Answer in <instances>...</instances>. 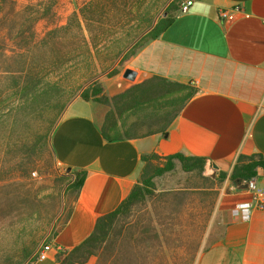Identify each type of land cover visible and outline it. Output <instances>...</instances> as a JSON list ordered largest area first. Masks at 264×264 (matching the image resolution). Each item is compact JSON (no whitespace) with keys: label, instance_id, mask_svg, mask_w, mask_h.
I'll return each instance as SVG.
<instances>
[{"label":"crops","instance_id":"obj_1","mask_svg":"<svg viewBox=\"0 0 264 264\" xmlns=\"http://www.w3.org/2000/svg\"><path fill=\"white\" fill-rule=\"evenodd\" d=\"M127 66L137 80L156 76L189 84L195 94L165 133L112 142L100 133L104 106L77 97L65 107L50 148L57 165L85 176L67 222L47 242V258L33 264H55L59 250L86 239L138 183L142 156L177 153L205 159L213 174L226 173L194 264H264V208L248 220L234 216V206L252 195L243 182L229 181L240 155L264 159V0H196ZM254 179L264 191L262 169Z\"/></svg>","mask_w":264,"mask_h":264},{"label":"rangeland","instance_id":"obj_2","mask_svg":"<svg viewBox=\"0 0 264 264\" xmlns=\"http://www.w3.org/2000/svg\"><path fill=\"white\" fill-rule=\"evenodd\" d=\"M171 1L0 0V47L6 45L12 49L5 50L6 56L0 59H27L26 69L29 67V79L27 83L21 81L16 94L0 81V109L7 113L4 120L8 119V131L13 133L10 137L15 139L16 133L25 130L13 121L23 116L28 118L26 112L30 104L26 102L32 97L29 91L36 90L31 86L34 75L41 82L37 89L54 83L59 88L48 92L44 109L30 115L27 129L31 132L37 131L39 125L47 126L50 120L57 122L66 105L87 87L100 84L102 95L112 97L143 81H127L122 73L129 68L127 64L133 57L130 52L134 45L142 43ZM47 8L50 15L47 13L42 18V11ZM33 19H36V45L24 51L15 49L10 35L30 27ZM62 90L67 94H62ZM4 153L5 150L0 151V215L4 216L0 218V264H6L7 257L11 264H16L24 247L32 248L33 255L60 227L74 200L68 188L74 177L47 152L22 159H14L12 153L5 157ZM164 163L162 158L155 164L163 166ZM173 163L172 171L154 179L155 193L189 189L191 210H196L195 221L200 228L197 232L192 228L177 234L174 254L180 257L199 249L197 243L200 246L202 237L199 241L198 236L205 231L217 190L225 179L219 182L218 173L213 174V170L208 169L204 174L210 179L202 181L195 172L184 173L177 161ZM193 189L199 192H192ZM150 206L149 201L136 205L120 224H131L136 218H143ZM95 261L91 258L89 263L95 264Z\"/></svg>","mask_w":264,"mask_h":264},{"label":"trees","instance_id":"obj_3","mask_svg":"<svg viewBox=\"0 0 264 264\" xmlns=\"http://www.w3.org/2000/svg\"><path fill=\"white\" fill-rule=\"evenodd\" d=\"M180 1L172 0L166 6L164 16L145 35L142 43L134 45L130 52L131 56L143 44L156 39L171 24L175 13L178 11ZM43 11L42 18H45L47 13L50 15L48 8ZM35 23L36 19H33L30 27L19 29L14 36L10 35L9 40L15 45V49L24 51L36 45ZM2 46L3 48L0 47V57L6 56L4 55L5 50L12 51L9 46ZM26 60L0 59V81L8 84L9 87L6 86V88L12 89L15 94L19 90L18 86L21 85V81L27 83L29 79V67L26 69L28 65ZM33 77H31L33 84L31 86L36 90L28 93L32 94V97L28 98L29 100L27 99L26 102L27 105L30 104L26 112L28 118L23 116L21 119L15 118L13 121V124H19L20 128H25V130L16 133L15 139L10 137L13 133L10 134V129L8 131V124H6L8 119L4 120L7 113H3L0 109V151L5 150V157L12 153L14 159H22L28 155L31 158L33 155L47 152L54 159L49 140L57 122L50 120L45 127L43 124L39 125L35 132L29 131L27 125L30 115L46 106L48 92L54 91L59 86L54 83L47 88L40 87L37 89L36 86L41 82L36 75ZM65 93L66 91L62 92V94ZM194 94L195 90L189 84L170 82L164 78L153 76L132 84L112 97L102 95L100 84H95L84 89L79 94V98L106 108L100 133L105 141L112 142L165 133L168 126ZM33 119H35V115ZM6 133L7 135H5ZM163 159H165L164 165L157 166L155 163L162 160L161 157L155 154L142 156L144 167L138 183L132 188L129 195L114 211L99 217L95 222L93 231L80 244L71 250H59L55 254V264H87L91 258L96 259L95 264H175L177 261L179 264H194L198 248L192 254L184 253L180 257L174 254L175 244L178 241L177 234L192 228L196 232L200 229L195 221L196 210H191L192 207L190 206L192 200L189 199L188 194L192 193L187 191L189 189H179L172 193L156 194L154 179L172 171L175 160L180 164L184 173L195 172L202 181L209 180L210 177L204 174L207 170L206 161L200 157H186L179 153L163 157ZM1 166L3 165L1 164ZM258 169L264 171V159L260 155H240L229 175V181L244 182L254 178ZM69 173H72L74 178L68 188L74 194L75 199L85 173L75 172L71 169ZM225 178L226 173H218L219 182ZM197 190L193 189L192 192H199ZM148 201L151 202L150 211L143 218L138 217L131 224H120L122 219L129 216L133 207ZM70 212L71 208L49 241L67 222ZM3 217L0 215V218ZM202 234L203 231L198 236L199 241ZM197 247H199V243H197ZM32 253V248L26 249L24 247L16 264H33L36 261L37 252L33 255ZM5 263L11 264L9 257L5 259Z\"/></svg>","mask_w":264,"mask_h":264},{"label":"built area","instance_id":"obj_4","mask_svg":"<svg viewBox=\"0 0 264 264\" xmlns=\"http://www.w3.org/2000/svg\"><path fill=\"white\" fill-rule=\"evenodd\" d=\"M196 0H182L178 5V13L184 14L188 12L189 8ZM238 7H234L233 11L238 12ZM222 18L228 16L226 11L220 13ZM246 190L252 195V199L247 203H238L233 208V215L239 217L242 220H248L252 210H262L264 208V191L258 189L254 178L248 179L243 182ZM50 250L49 244H44L38 249L36 254L37 261H43L47 258V251Z\"/></svg>","mask_w":264,"mask_h":264},{"label":"water","instance_id":"obj_5","mask_svg":"<svg viewBox=\"0 0 264 264\" xmlns=\"http://www.w3.org/2000/svg\"><path fill=\"white\" fill-rule=\"evenodd\" d=\"M136 72L130 68H126L122 73V78H124L127 81L133 82L136 79ZM70 168L66 169V172H69Z\"/></svg>","mask_w":264,"mask_h":264}]
</instances>
